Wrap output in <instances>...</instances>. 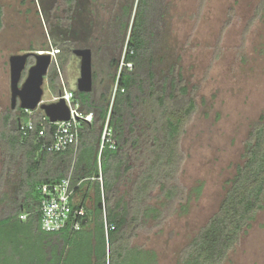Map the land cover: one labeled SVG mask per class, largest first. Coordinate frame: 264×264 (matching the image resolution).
<instances>
[{
  "label": "trees",
  "instance_id": "16d2710c",
  "mask_svg": "<svg viewBox=\"0 0 264 264\" xmlns=\"http://www.w3.org/2000/svg\"><path fill=\"white\" fill-rule=\"evenodd\" d=\"M258 7L263 9L264 0ZM167 12L166 0L123 1L109 33L114 52L120 54L123 49V64L113 56L109 65L117 70L106 72L114 86L104 84L96 98L93 89L73 91L79 110L93 115L91 122L81 123L76 147L49 152L42 145L51 140V125L44 136H37V124L29 136H23L17 125L30 118V113L16 107L18 113L11 109L3 115L0 147L8 162L16 163V177L10 181L16 191L13 198L6 192L0 195V264H158L153 250L133 245L131 239L148 220L160 222L166 206L178 194L175 181L183 160L179 141L196 109L194 93L164 55ZM1 17L0 7V27ZM73 46V42L59 45L57 66L63 69ZM92 77L97 78L94 70ZM56 79L57 68L52 64L47 82L53 93L60 89ZM108 114L115 146L100 149ZM39 117L40 113L36 120ZM242 157L217 210L183 247L179 264H223L262 207V116L250 126ZM137 162L142 169L132 177ZM68 174L74 190L71 204L85 210L80 228L72 229L70 218L63 228L45 231L37 186L59 182ZM126 185L129 187L121 190ZM200 187L193 191L198 194ZM75 196H79L77 202ZM152 199L158 202H150ZM182 208L186 210V205ZM22 214L25 219L20 218Z\"/></svg>",
  "mask_w": 264,
  "mask_h": 264
},
{
  "label": "rangeland",
  "instance_id": "374dc122",
  "mask_svg": "<svg viewBox=\"0 0 264 264\" xmlns=\"http://www.w3.org/2000/svg\"><path fill=\"white\" fill-rule=\"evenodd\" d=\"M123 1L0 0V128L3 115L11 110L10 54L57 50L56 60L59 45L73 42L74 48L91 49L92 70L97 75L93 97L104 84L114 86L106 72H116L109 60L114 56L121 64L123 49L120 54L114 52L109 33ZM166 2L164 55L194 93L196 109L179 141L183 160L175 181L178 194L160 222L148 220L131 243L153 250L158 264H179L183 247L215 213L242 162L250 126L260 116L264 119V7H258L260 0ZM52 64L57 68L56 84L75 88L78 57L71 54L63 69L57 62ZM55 94L46 79L42 101H52ZM39 113V109L30 111V118L36 120ZM141 166L134 163L132 177ZM15 170L16 163L10 164L0 147V195L6 192L13 198L16 186L10 181L16 177ZM199 185L196 194L193 189ZM90 203L85 200L86 206ZM223 264H264V201Z\"/></svg>",
  "mask_w": 264,
  "mask_h": 264
},
{
  "label": "built area",
  "instance_id": "2783aa9c",
  "mask_svg": "<svg viewBox=\"0 0 264 264\" xmlns=\"http://www.w3.org/2000/svg\"><path fill=\"white\" fill-rule=\"evenodd\" d=\"M55 52L57 50H54ZM54 51L50 50L53 59L52 61L56 63L54 58ZM123 64V62H121ZM130 66V64H127ZM115 87L112 94L114 93ZM61 94L56 93L52 101L58 100L59 98L64 99L65 103L69 108V118L63 121L51 122L48 118L40 111V117L38 120H33L28 118L27 120L20 121V126L18 127L23 136H29L35 129L36 124L40 126L37 130V136H44V131L47 125H51L50 130L51 140L48 143H44L42 146L49 152L64 151L70 147H76L79 139V128L82 122H91L92 113H82L79 110V105L74 101V92L69 88H65L64 83L60 89ZM30 113L31 110H25ZM108 117L104 122L101 129L100 136V149L107 145L110 148H114V143L112 141V132L108 124ZM101 180V177H98ZM40 195V205L39 210L41 212V228L45 231H56L63 228L67 222L72 218L71 227L74 230L80 228V219L84 216V207L73 206L71 204L73 200V187L71 185V176L68 174L66 177L62 178L59 182L55 183H41L37 186ZM25 214L20 216L21 219H25Z\"/></svg>",
  "mask_w": 264,
  "mask_h": 264
},
{
  "label": "water",
  "instance_id": "95a60500",
  "mask_svg": "<svg viewBox=\"0 0 264 264\" xmlns=\"http://www.w3.org/2000/svg\"><path fill=\"white\" fill-rule=\"evenodd\" d=\"M72 54L79 59V76L75 88L79 92L93 89L92 52L90 48H73ZM32 58V62H29ZM53 56L48 50L13 53L8 57L10 109H39L49 121H63L69 118V108L64 99L43 102V86ZM59 95L61 91H58ZM18 127L20 122H18ZM84 221V220H83Z\"/></svg>",
  "mask_w": 264,
  "mask_h": 264
},
{
  "label": "crops",
  "instance_id": "0c3cea01",
  "mask_svg": "<svg viewBox=\"0 0 264 264\" xmlns=\"http://www.w3.org/2000/svg\"><path fill=\"white\" fill-rule=\"evenodd\" d=\"M87 191H88V194L91 196V195H92V187H89ZM87 196H88V195H87ZM76 197H77V196H75V198H76ZM86 200L89 201V199H87V198H86ZM88 206H89V205H88Z\"/></svg>",
  "mask_w": 264,
  "mask_h": 264
},
{
  "label": "flooded vegetation",
  "instance_id": "af4514ba",
  "mask_svg": "<svg viewBox=\"0 0 264 264\" xmlns=\"http://www.w3.org/2000/svg\"><path fill=\"white\" fill-rule=\"evenodd\" d=\"M75 56V55H74ZM54 58H55V56H54ZM30 60H29V62L31 61V58H29ZM51 66V65H50ZM50 69V68H49ZM49 71V70H48ZM47 79V75H46V78H45V80ZM61 87V86H60ZM66 88V87H65ZM61 89V88H60ZM59 89V90H60ZM58 93V92H57ZM16 109V108H15ZM14 110V109H13Z\"/></svg>",
  "mask_w": 264,
  "mask_h": 264
},
{
  "label": "clouds",
  "instance_id": "9594fccd",
  "mask_svg": "<svg viewBox=\"0 0 264 264\" xmlns=\"http://www.w3.org/2000/svg\"><path fill=\"white\" fill-rule=\"evenodd\" d=\"M48 51H50V50H48ZM52 64V63H51ZM71 90H73V89H71ZM74 91V90H73Z\"/></svg>",
  "mask_w": 264,
  "mask_h": 264
}]
</instances>
